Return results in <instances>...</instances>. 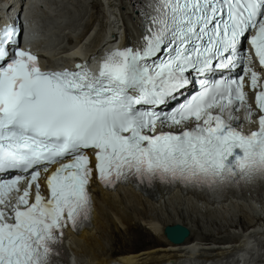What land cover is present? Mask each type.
I'll list each match as a JSON object with an SVG mask.
<instances>
[{"label":"snow or ice","instance_id":"6c2138e0","mask_svg":"<svg viewBox=\"0 0 264 264\" xmlns=\"http://www.w3.org/2000/svg\"><path fill=\"white\" fill-rule=\"evenodd\" d=\"M150 3L142 43L95 72L43 70L15 23L0 28V264H50L93 180L264 175V0ZM245 40V74L209 82L239 66ZM240 108L255 114L247 133L231 123Z\"/></svg>","mask_w":264,"mask_h":264},{"label":"bare ground","instance_id":"6f19581e","mask_svg":"<svg viewBox=\"0 0 264 264\" xmlns=\"http://www.w3.org/2000/svg\"><path fill=\"white\" fill-rule=\"evenodd\" d=\"M15 1L25 15L37 20L27 23L28 30L37 29L38 21L43 24L40 34L46 41L40 58L46 69L75 67L85 61L89 64L111 52L118 27L111 23L109 10L121 20L119 28L127 34L128 46L136 44L139 17L123 0H0V20ZM46 1L48 13H39L36 7ZM231 198L227 195L209 203L174 192L152 201L129 187L108 192L95 186L94 225L68 242L74 263L264 264L255 260V246L264 252V192L257 197L260 201L245 198L238 204ZM176 225L188 230L179 244L166 238L167 228ZM120 231H141L147 239L131 236L123 245L127 249L113 245L107 249L104 242L112 243Z\"/></svg>","mask_w":264,"mask_h":264},{"label":"rangeland","instance_id":"374dc122","mask_svg":"<svg viewBox=\"0 0 264 264\" xmlns=\"http://www.w3.org/2000/svg\"><path fill=\"white\" fill-rule=\"evenodd\" d=\"M131 236L132 237L139 236L140 238L147 239V236L141 231H138L137 233H133V234H127V233L120 231L119 234H116L113 236L114 241L112 243L104 242V245L106 246L107 249L111 248L112 245L114 247L118 246V247H123L124 249H127L128 247H124L123 245L126 244V242L128 241V239H130ZM260 255L263 256V259H264V252L260 251L258 247L255 246V260L256 261H259L258 256Z\"/></svg>","mask_w":264,"mask_h":264},{"label":"water","instance_id":"95a60500","mask_svg":"<svg viewBox=\"0 0 264 264\" xmlns=\"http://www.w3.org/2000/svg\"><path fill=\"white\" fill-rule=\"evenodd\" d=\"M186 236H188V230L181 225L169 227L166 230V238L174 244L182 243Z\"/></svg>","mask_w":264,"mask_h":264}]
</instances>
